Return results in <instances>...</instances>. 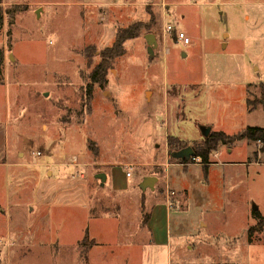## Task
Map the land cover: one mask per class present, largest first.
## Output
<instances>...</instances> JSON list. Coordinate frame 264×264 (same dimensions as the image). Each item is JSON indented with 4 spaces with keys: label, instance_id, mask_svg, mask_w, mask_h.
Wrapping results in <instances>:
<instances>
[{
    "label": "rangeland",
    "instance_id": "obj_1",
    "mask_svg": "<svg viewBox=\"0 0 264 264\" xmlns=\"http://www.w3.org/2000/svg\"><path fill=\"white\" fill-rule=\"evenodd\" d=\"M0 12V264H264V233L247 232L254 210L264 218L262 145L219 144L206 174L167 147L201 145V125L264 128V0H0ZM133 22L146 28L87 97L99 51ZM163 198L167 244L153 247L146 221Z\"/></svg>",
    "mask_w": 264,
    "mask_h": 264
},
{
    "label": "trees",
    "instance_id": "obj_2",
    "mask_svg": "<svg viewBox=\"0 0 264 264\" xmlns=\"http://www.w3.org/2000/svg\"><path fill=\"white\" fill-rule=\"evenodd\" d=\"M3 16L0 12V29L2 28ZM146 28V24L142 22H133L126 27L118 28L114 36V39L111 45L104 47L99 51V61L91 71L89 75V83L86 88V96L89 97L91 88L93 84L101 85L105 82V74L107 70L111 67V63L114 59L120 57L124 54L123 44L125 41L136 38L139 32ZM2 53L0 51V83H2ZM262 97L260 101L264 102V88H262ZM246 103L249 104V101L246 100ZM250 140L260 143L262 145L261 150L264 149V128L257 126H246L243 129L233 133L227 134L223 131H210L206 137H203V141L199 146H192L194 151V158L198 159L202 163L203 173L207 172V162L209 154L214 151L219 144L230 145L238 140ZM180 139L174 136L167 137V147L168 151L178 150L182 147H185ZM192 160V159H191ZM189 161L180 160L183 163H189ZM253 214L256 218V223L249 227L248 229V241L251 242L253 238V233H264V218L258 212L254 210ZM86 237V236H85Z\"/></svg>",
    "mask_w": 264,
    "mask_h": 264
},
{
    "label": "crops",
    "instance_id": "obj_3",
    "mask_svg": "<svg viewBox=\"0 0 264 264\" xmlns=\"http://www.w3.org/2000/svg\"><path fill=\"white\" fill-rule=\"evenodd\" d=\"M3 76H4V74H3ZM2 84L4 86V81L2 82ZM6 125H7L6 123H3V125H0V167L3 166L5 168L9 167L11 164L9 154H8L7 137H6L8 134V130L6 128ZM19 154H21V153L18 150L16 155L18 156ZM174 164H172V165H174ZM195 164L196 163H192V164H188V165H195ZM172 165H169L168 168ZM176 165H179V164H176ZM197 165H199V164H197ZM121 166L123 168H125L127 166V163H124ZM101 172L104 173L106 176L104 184L107 183L109 180L110 181L112 180V176H113L112 174L114 173L113 169L109 170V174L107 171H101ZM125 172H126V169H125ZM151 176L156 177V181L158 180L156 175H151ZM126 177H128V178L131 177V174L129 176H126ZM154 187H155V183L153 185V189H154ZM116 192H121V190H119L117 188V186H116ZM39 198H42V197L39 196ZM39 198H38V200H39ZM170 208H171V206H169L167 201L165 200V198H163L162 200H159L157 203L153 204V206L150 209V213H149L148 219L146 221V229H147V232L149 235V243L153 247H162V246L167 244V234H168L167 233L168 232L167 213L170 210Z\"/></svg>",
    "mask_w": 264,
    "mask_h": 264
},
{
    "label": "water",
    "instance_id": "obj_4",
    "mask_svg": "<svg viewBox=\"0 0 264 264\" xmlns=\"http://www.w3.org/2000/svg\"><path fill=\"white\" fill-rule=\"evenodd\" d=\"M144 37H145V40L147 43V51L149 54H152L153 48L156 46L155 37L153 34H146ZM261 104H262V107L264 110V102H262ZM199 131H200V134L202 137H206L210 132V127L205 126V125H201V126H199ZM168 155L170 158H173L176 160L189 161L191 158H194V151H193L191 146H185V147H182L178 150L169 151ZM94 177L96 179H98L100 182V185L103 186L105 179H106L105 174L102 172L96 173L94 175ZM155 181H156V177L145 176L143 178V180L141 181V183L139 184V187L142 190H145L146 188L153 189V185H154ZM253 209H256V207L254 206Z\"/></svg>",
    "mask_w": 264,
    "mask_h": 264
},
{
    "label": "built area",
    "instance_id": "obj_5",
    "mask_svg": "<svg viewBox=\"0 0 264 264\" xmlns=\"http://www.w3.org/2000/svg\"><path fill=\"white\" fill-rule=\"evenodd\" d=\"M172 30H173V28H172L171 25H165V27H164V32H165V33L170 34ZM176 38H177L178 40H182L184 44L189 42L188 38L185 37L182 33H178V32H176ZM191 159H192V160H195V158H191ZM191 159H190V160H191ZM72 163H76V161H74V160L72 159ZM125 168H126V169H129V166L127 165ZM125 175H126V176H129V175H130V172H129L128 170H126ZM167 196H168V195H167ZM167 203H168L169 206L171 205V202L169 201V199H168Z\"/></svg>",
    "mask_w": 264,
    "mask_h": 264
}]
</instances>
